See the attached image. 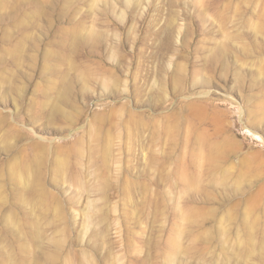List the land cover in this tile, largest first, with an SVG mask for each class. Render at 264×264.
<instances>
[{"label":"rangeland","instance_id":"obj_1","mask_svg":"<svg viewBox=\"0 0 264 264\" xmlns=\"http://www.w3.org/2000/svg\"><path fill=\"white\" fill-rule=\"evenodd\" d=\"M0 264H264V0H0Z\"/></svg>","mask_w":264,"mask_h":264}]
</instances>
